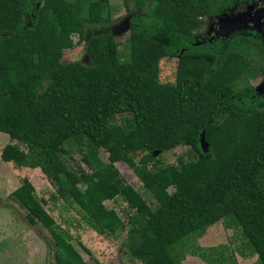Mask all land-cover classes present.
<instances>
[{
    "label": "trees",
    "instance_id": "1",
    "mask_svg": "<svg viewBox=\"0 0 264 264\" xmlns=\"http://www.w3.org/2000/svg\"><path fill=\"white\" fill-rule=\"evenodd\" d=\"M233 1L252 0H123L138 14L120 53L114 34L98 31L110 23L111 0H0V131L16 141L2 159L40 168L97 233L125 232L124 253L141 264H181V240L221 220L242 232L243 256L264 264V94L237 85L264 74V39L196 38L202 16ZM74 35L89 63L63 60ZM178 53L174 80L162 81L161 61ZM179 146L196 155L171 164L153 155ZM73 149L87 168L72 160ZM122 162L154 202L125 178ZM13 197L55 239L56 264H88L30 178ZM116 198L127 203L126 219L106 205ZM229 259L213 260L237 264Z\"/></svg>",
    "mask_w": 264,
    "mask_h": 264
},
{
    "label": "rangeland",
    "instance_id": "2",
    "mask_svg": "<svg viewBox=\"0 0 264 264\" xmlns=\"http://www.w3.org/2000/svg\"><path fill=\"white\" fill-rule=\"evenodd\" d=\"M241 6V2H237L230 8H226L225 12L219 16L218 25L223 23L221 20L224 18L225 20L233 19L246 12L247 7L241 9ZM111 12L110 23L100 24L98 31L110 30L119 43L120 53H124L127 51L126 41L131 31V19L138 14V11L132 4L131 9L127 10L123 0H111ZM218 31L219 28L214 31L206 30L202 26L200 34L201 36L217 37ZM236 32H256L264 39V24L260 29L246 28ZM73 39L75 44L65 50L63 60L65 62L86 61L87 51L84 42L79 39L78 35H74ZM176 67V60L170 57L164 58L161 61V80H174ZM238 84L241 87H244L245 84L254 85L259 93H263L264 75L260 78H256L255 75L246 77V79L238 81ZM240 86L236 88H240ZM221 89L226 93L232 90L229 86H223ZM118 122H121L120 118H118ZM10 142L16 141H12L9 134L0 131V264H56L53 254L56 245L55 239L47 229L38 224H32L27 217V211L13 197V192L22 184L25 177L31 179L36 187L38 197L45 200V207L58 224L73 235V243L88 264H141V261L132 259L124 253L125 232L119 236H106L86 225L82 220V212L79 207L56 196L54 185L40 168L20 166L14 162L4 161L1 153ZM181 155L191 158L196 154L188 146H179L164 154L159 153L156 157L166 164H171L177 163V159ZM102 156L106 158V153L102 152ZM73 159L75 163L81 162L85 166L81 155L74 149ZM117 166L125 178L149 202H154L151 193L143 187L128 164L122 162L117 163ZM85 167L87 168V166ZM106 205L116 208L125 219L127 218V203L121 198L107 200ZM180 243H185V258L181 264H217L213 259L222 253L227 257V261H230L231 256L237 264H257V255L243 256L249 250L242 232L235 227H226L222 220L209 227L202 236L196 237L195 234H190ZM177 246L179 245H176L175 248Z\"/></svg>",
    "mask_w": 264,
    "mask_h": 264
},
{
    "label": "water",
    "instance_id": "3",
    "mask_svg": "<svg viewBox=\"0 0 264 264\" xmlns=\"http://www.w3.org/2000/svg\"><path fill=\"white\" fill-rule=\"evenodd\" d=\"M262 2V6L258 3L250 4L247 11L241 15L236 16L233 19L221 20L223 23L221 24L219 31L217 32V37H227L231 33H235L236 31H240L242 29H260V27L264 24V0H258ZM84 63L90 62V57L87 53V60L83 61ZM258 90V89H257ZM201 148L204 152L209 151V143L205 136V131L202 132L200 137ZM160 153L159 150H155L153 155H158Z\"/></svg>",
    "mask_w": 264,
    "mask_h": 264
},
{
    "label": "flooded vegetation",
    "instance_id": "4",
    "mask_svg": "<svg viewBox=\"0 0 264 264\" xmlns=\"http://www.w3.org/2000/svg\"><path fill=\"white\" fill-rule=\"evenodd\" d=\"M258 2H259L258 0L241 1V5H242L241 9H246V7L248 9L250 4H255V3H258ZM236 3H237V1H233L232 4L225 5L224 8H222L220 10L218 9V11L216 13H214V14H209V15H206V16H202V20H203V25L202 26H204V29H206V30L212 29V30L216 31L218 28H220L221 25H218L219 16L222 13L225 12L226 8H230L231 6L235 5ZM35 4H38V6L41 5L40 1L35 3ZM259 5L262 6L263 5L262 2H259ZM126 9L128 10V8H126ZM133 19L134 18L131 19V24H132ZM200 30H199V32H196V38H197V41H199V43L211 42L213 40H218V39L222 38V37H214L212 35H202L201 36ZM170 58H173L174 60H176V62H178V60L180 58V54L179 53L175 54V55L171 56ZM263 75L264 74L262 72L258 71V72H256L255 77L256 78H260ZM256 90H257V88H256ZM257 93L260 94V95L264 94V92L263 93H259L258 91H257Z\"/></svg>",
    "mask_w": 264,
    "mask_h": 264
},
{
    "label": "crops",
    "instance_id": "5",
    "mask_svg": "<svg viewBox=\"0 0 264 264\" xmlns=\"http://www.w3.org/2000/svg\"><path fill=\"white\" fill-rule=\"evenodd\" d=\"M42 171V170H41Z\"/></svg>",
    "mask_w": 264,
    "mask_h": 264
}]
</instances>
